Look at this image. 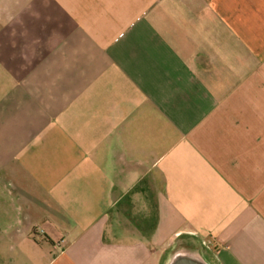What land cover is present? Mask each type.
Returning <instances> with one entry per match:
<instances>
[{
	"label": "crops",
	"instance_id": "crops-1",
	"mask_svg": "<svg viewBox=\"0 0 264 264\" xmlns=\"http://www.w3.org/2000/svg\"><path fill=\"white\" fill-rule=\"evenodd\" d=\"M177 251L264 264V0L0 2V264Z\"/></svg>",
	"mask_w": 264,
	"mask_h": 264
},
{
	"label": "water",
	"instance_id": "water-1",
	"mask_svg": "<svg viewBox=\"0 0 264 264\" xmlns=\"http://www.w3.org/2000/svg\"><path fill=\"white\" fill-rule=\"evenodd\" d=\"M202 262V259L196 254L186 251H177L173 254L169 264H192Z\"/></svg>",
	"mask_w": 264,
	"mask_h": 264
},
{
	"label": "built area",
	"instance_id": "built-area-1",
	"mask_svg": "<svg viewBox=\"0 0 264 264\" xmlns=\"http://www.w3.org/2000/svg\"><path fill=\"white\" fill-rule=\"evenodd\" d=\"M36 233H38V234H42L43 231H42L41 229L37 228ZM54 248H58V246L56 245V246H54Z\"/></svg>",
	"mask_w": 264,
	"mask_h": 264
},
{
	"label": "flooded vegetation",
	"instance_id": "flooded-vegetation-1",
	"mask_svg": "<svg viewBox=\"0 0 264 264\" xmlns=\"http://www.w3.org/2000/svg\"><path fill=\"white\" fill-rule=\"evenodd\" d=\"M192 264H206L205 262H202V263H192Z\"/></svg>",
	"mask_w": 264,
	"mask_h": 264
},
{
	"label": "rangeland",
	"instance_id": "rangeland-1",
	"mask_svg": "<svg viewBox=\"0 0 264 264\" xmlns=\"http://www.w3.org/2000/svg\"><path fill=\"white\" fill-rule=\"evenodd\" d=\"M0 2H3V3H5V2H7V0H0Z\"/></svg>",
	"mask_w": 264,
	"mask_h": 264
}]
</instances>
